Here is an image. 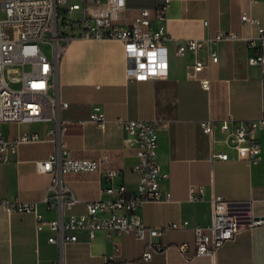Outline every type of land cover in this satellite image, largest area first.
I'll return each instance as SVG.
<instances>
[{"label": "crops", "instance_id": "crops-1", "mask_svg": "<svg viewBox=\"0 0 264 264\" xmlns=\"http://www.w3.org/2000/svg\"><path fill=\"white\" fill-rule=\"evenodd\" d=\"M82 7L80 19L105 17L118 24H131L141 9H157L161 0H125L126 11H116V0H76ZM243 13L260 20L264 27V0H171L167 30L171 40L169 75L166 79L137 82L126 76L127 63L123 44L116 40L72 38L64 47L57 63V81L62 99L69 103L65 117L88 119L98 110L106 118L105 128L88 122L70 126L64 136L67 149L76 159H95L101 154L111 158L110 168L122 173L116 183L134 190L138 177L134 174L136 153L124 146L125 133L117 121H162L159 130L158 163L168 179L163 192L172 194L171 203H149L141 210L144 224L162 228L171 223L188 221L192 227L211 223L212 200L223 197L227 203L244 204L255 221L262 224L238 233L234 240L218 250L212 261L208 257L187 260L179 251L186 245L189 255L196 250L192 230L169 231L154 243L165 246L164 253L144 262L146 243L134 233L106 237L103 233L87 242L51 244L56 234L48 225L38 228L34 215L7 214L0 207V264H264V154L251 165L237 159L236 153L224 145L225 136L216 133V153L226 152L228 161L213 158L208 137L201 122L257 121L264 115V87L260 66L247 63L251 55L243 42L222 41L215 45L218 62H210L207 48L197 55H178L177 47L185 40H205L219 33H235L242 37L256 35V30L243 25ZM197 60L207 64L199 79H209L210 92L202 89L191 73ZM53 124L27 120L0 124V135L14 140L25 133L46 137ZM253 137L264 144V130ZM55 150L52 142L22 145L8 162L0 161V200L20 198L37 203L45 221H53L58 213L43 202L52 175L40 174L37 162L47 160ZM64 180L81 201L73 210L85 212L84 203L101 198L103 183L97 174H68ZM191 186H204L206 196L200 202L188 200ZM221 209L223 207H220ZM118 249V251H116Z\"/></svg>", "mask_w": 264, "mask_h": 264}, {"label": "built area", "instance_id": "built-area-1", "mask_svg": "<svg viewBox=\"0 0 264 264\" xmlns=\"http://www.w3.org/2000/svg\"><path fill=\"white\" fill-rule=\"evenodd\" d=\"M76 0H0L6 12V20L0 21V124L21 123L27 120L49 121L53 124L46 137L39 133H25L14 140L0 135V161H10L22 145L52 142L55 150L45 161L37 162L40 174L52 175L44 203L57 211L53 221H45L37 203L24 202L20 198L0 200V207L9 215L14 213L34 215L39 229L48 225L56 234L49 242L64 245L77 243L82 237L87 242L98 234L106 237L121 233H134L146 243L142 254L144 262H150L155 254L165 251V246L154 243L169 231L192 230L196 238V250L189 255L186 245L179 251L187 260L208 257L214 261L218 250L235 239L241 231L262 224L255 221L247 205L227 203L223 197L212 200L211 223L192 227L188 221L171 223L162 228L147 227L140 210L149 203H171L170 192H163L162 184L168 179L158 163L160 119L153 121L120 118L117 123L124 131V146L136 153L134 174L138 182L134 190L116 183L122 173L110 168L111 158L101 154L95 159H76L67 149L64 136L69 127L84 126L88 122L105 128L104 114L95 110L88 119L71 120L65 117L69 103L61 96L57 81V63L65 45L75 37L83 39L116 40L123 44L128 79L137 82L166 79L169 75V51L171 40L167 30L168 10L171 0H161L157 9H141L135 20L118 24L105 17H89L86 13L75 19L82 7ZM116 11H126L125 0L115 1ZM241 23L256 30V35L242 37L235 33H219L212 39L185 40L177 47L178 55L198 54L207 48L210 62H218L214 50L222 41L243 42L251 52L247 59L250 66L262 69L264 87V27L259 19L243 13ZM207 64L197 60L191 77L198 79L202 89L211 90L209 79H199ZM201 129L210 141L212 157L228 161L226 152L216 153V133L225 136L224 145L235 151L237 159L255 165L262 160L264 144L253 137L256 130H264V115L257 121L236 122L232 118L222 121L201 122ZM68 174H97L103 183L101 198L84 203L85 212L76 214L74 208L81 202L66 181ZM206 196L204 186H191L188 200L200 202ZM220 207H223L222 209ZM118 251V249H116ZM114 257L105 264H114ZM53 264H64L62 259Z\"/></svg>", "mask_w": 264, "mask_h": 264}, {"label": "rangeland", "instance_id": "rangeland-1", "mask_svg": "<svg viewBox=\"0 0 264 264\" xmlns=\"http://www.w3.org/2000/svg\"><path fill=\"white\" fill-rule=\"evenodd\" d=\"M75 2H78L79 1H75ZM79 16L78 12H76L74 14V18L76 19L77 17ZM6 20V12L4 10V8L2 7V5L0 4V21H5Z\"/></svg>", "mask_w": 264, "mask_h": 264}]
</instances>
